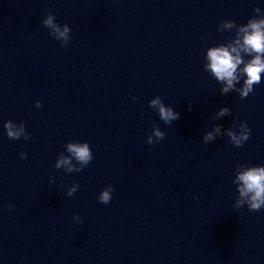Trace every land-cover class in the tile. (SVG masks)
Listing matches in <instances>:
<instances>
[{"label":"water","instance_id":"95a60500","mask_svg":"<svg viewBox=\"0 0 264 264\" xmlns=\"http://www.w3.org/2000/svg\"><path fill=\"white\" fill-rule=\"evenodd\" d=\"M49 14L71 27L66 47ZM253 17L264 0H0V264H264V208L236 209L233 183L264 166V74L241 98L207 67L236 39L221 22ZM157 98L180 118L165 124ZM244 121L237 147L228 130ZM71 143H88L89 165Z\"/></svg>","mask_w":264,"mask_h":264},{"label":"clouds","instance_id":"9594fccd","mask_svg":"<svg viewBox=\"0 0 264 264\" xmlns=\"http://www.w3.org/2000/svg\"><path fill=\"white\" fill-rule=\"evenodd\" d=\"M254 11L257 14L261 13V8L256 7ZM43 25L50 30V34L61 42V45L66 47L69 43L71 27L64 24L63 29L55 22L54 14H49L47 19L42 21ZM223 28H235L236 39L234 44H229L227 47L220 46L214 47L208 51V59L210 64L207 66L214 74L218 81L224 82L225 86L221 89V94H227L230 90H236L241 98H246L254 91V86L262 81V74H264V18L257 19L255 17L248 20L243 26H239L233 20H224L221 22L219 30ZM241 51L246 53L250 59L245 61L241 55ZM243 65V67H240ZM243 79V87L237 89L236 84ZM159 106V117L165 124H172L180 118V114L174 111L171 107H165L159 98L151 101V106ZM37 107H42L39 101H36ZM224 115H231V110L228 107L222 108L218 113V117ZM4 127L9 139L18 140L24 133V125L22 124L19 129L16 128L12 120H8ZM234 127L239 131L233 129L228 130L229 141L237 147H242L244 143L251 136V129L248 127L246 121L239 124H234ZM216 133L220 132V127L215 129ZM153 135L157 138V142L165 137V133L159 128L154 130ZM25 140L31 139V135H25ZM215 139L213 132H208L203 137V141L208 143ZM152 137L149 136L148 143L155 144ZM67 150L82 164L89 165L93 160V154L89 150L88 143L78 144L71 143L67 145ZM21 158L26 159L27 153H21ZM62 165H69L68 171H73L70 161L67 158H61L56 167L60 168ZM243 170L238 171L233 183L238 185L239 197L236 200L234 207L241 209L247 205L250 211H260L264 208V166L254 165H239ZM82 171L83 169H76ZM79 185L67 192L68 196H72ZM114 188L108 185L102 190L98 199L101 203L107 204L112 199ZM9 209L13 205H8ZM78 222L80 221L79 215L74 217Z\"/></svg>","mask_w":264,"mask_h":264}]
</instances>
